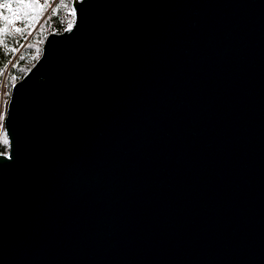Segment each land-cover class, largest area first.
Returning <instances> with one entry per match:
<instances>
[{
    "label": "water",
    "instance_id": "1",
    "mask_svg": "<svg viewBox=\"0 0 264 264\" xmlns=\"http://www.w3.org/2000/svg\"><path fill=\"white\" fill-rule=\"evenodd\" d=\"M12 86L0 264H264V0H73Z\"/></svg>",
    "mask_w": 264,
    "mask_h": 264
},
{
    "label": "trees",
    "instance_id": "2",
    "mask_svg": "<svg viewBox=\"0 0 264 264\" xmlns=\"http://www.w3.org/2000/svg\"><path fill=\"white\" fill-rule=\"evenodd\" d=\"M52 1L0 0V109L3 80L8 86L10 97L13 84L40 57L46 36L50 32H62L65 21L71 17L73 19V0H58L45 16ZM17 28L21 31L17 32ZM8 151L9 142L3 133L0 136V153Z\"/></svg>",
    "mask_w": 264,
    "mask_h": 264
},
{
    "label": "rangeland",
    "instance_id": "3",
    "mask_svg": "<svg viewBox=\"0 0 264 264\" xmlns=\"http://www.w3.org/2000/svg\"><path fill=\"white\" fill-rule=\"evenodd\" d=\"M39 3H44V0H37ZM58 0H53L51 3H50V6L45 14L48 15L50 10L52 9V7L54 6V4L57 2ZM72 14H73V19L72 17L71 18H68L65 22V25L67 23H69V25H72L73 22H74V10H73V7H72ZM45 16L43 17V19L45 18ZM42 19V20H43ZM41 20V21H42ZM1 89H2V97H1V109H0V136L4 133L6 134L5 132V128H4V118L6 116V108H7V103L9 101V93H8V86L6 85L5 83V80H3L2 82V86H1ZM7 136V135H6ZM8 139V137H7ZM9 142V140H8Z\"/></svg>",
    "mask_w": 264,
    "mask_h": 264
},
{
    "label": "snow or ice",
    "instance_id": "4",
    "mask_svg": "<svg viewBox=\"0 0 264 264\" xmlns=\"http://www.w3.org/2000/svg\"><path fill=\"white\" fill-rule=\"evenodd\" d=\"M5 7H10V5H5ZM25 27H27V25H25ZM16 31H17V32H20L21 29H20V28H17ZM22 58H23V57H21V59H22Z\"/></svg>",
    "mask_w": 264,
    "mask_h": 264
},
{
    "label": "built area",
    "instance_id": "5",
    "mask_svg": "<svg viewBox=\"0 0 264 264\" xmlns=\"http://www.w3.org/2000/svg\"><path fill=\"white\" fill-rule=\"evenodd\" d=\"M72 25H69V23H67L66 25H65V29H67V28H70ZM64 29V30H65Z\"/></svg>",
    "mask_w": 264,
    "mask_h": 264
}]
</instances>
